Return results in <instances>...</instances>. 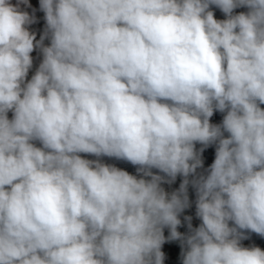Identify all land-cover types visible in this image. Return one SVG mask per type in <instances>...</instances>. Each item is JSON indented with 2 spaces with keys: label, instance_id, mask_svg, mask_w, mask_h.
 <instances>
[{
  "label": "clouds",
  "instance_id": "1",
  "mask_svg": "<svg viewBox=\"0 0 264 264\" xmlns=\"http://www.w3.org/2000/svg\"><path fill=\"white\" fill-rule=\"evenodd\" d=\"M20 4L0 0V264H163L165 227L182 264H264L241 245L264 237V0H40L39 40Z\"/></svg>",
  "mask_w": 264,
  "mask_h": 264
},
{
  "label": "built area",
  "instance_id": "2",
  "mask_svg": "<svg viewBox=\"0 0 264 264\" xmlns=\"http://www.w3.org/2000/svg\"><path fill=\"white\" fill-rule=\"evenodd\" d=\"M210 10L213 11L214 17L217 20H224L226 19L225 14L216 6H211ZM248 9L246 7H239L234 10V14H239L241 12H247ZM262 108H264V105H261ZM225 113H221L219 111H215L213 116L210 118V122L212 124H221L223 117ZM228 133H225V137H227ZM196 149L199 150L201 147H203L201 144L197 143L195 145ZM215 150H216V145L212 144L209 145L208 147L204 148V151L202 153V160H203V166L201 168L197 169V175L203 174L207 175V170L209 169L210 165L214 162L215 159ZM122 170L127 171L129 174L137 176L139 178V174L137 173V166L131 164L130 162L126 161L124 162L122 166ZM152 171L155 174H159L163 176V173H160L159 170L157 169H152ZM193 177H189L191 180ZM147 179H150L147 178ZM167 179V177H166ZM183 181V177L178 175L175 179L174 182L172 183H162L161 187L164 188V190L171 194L173 191H176L179 189L180 184ZM188 197H189V207L186 208L179 216V219L181 220L180 226H178L177 231L183 234V236L187 237L190 234V230L188 227L189 221L185 219V217H191V225L192 228H197L199 225L202 223L201 219L196 215V200H197V195H196V190L195 188L189 184L188 186ZM231 224V222H230ZM163 235L164 236H169L170 235V230L169 228L165 227L163 229ZM245 235L248 237L247 239L241 240V245L246 248H251V247H259L262 250H264V237L252 233V232H245ZM176 244H171V240L168 245L167 252L163 253L164 254V260L163 264H182V241L180 240H175Z\"/></svg>",
  "mask_w": 264,
  "mask_h": 264
},
{
  "label": "rangeland",
  "instance_id": "3",
  "mask_svg": "<svg viewBox=\"0 0 264 264\" xmlns=\"http://www.w3.org/2000/svg\"><path fill=\"white\" fill-rule=\"evenodd\" d=\"M15 1H13L14 4ZM20 8L22 11H26L29 13V15L35 17V22L29 25V31L35 33L36 35V40H39L40 37L43 35L45 28H46V20H45V13L41 10L40 8V0H28V4H20ZM44 44L48 45L50 44V40L45 39ZM32 60L33 64L31 69L29 70L27 74V80H30L31 77L35 74L36 70L38 69L43 57L42 53L40 52L39 49H35L32 53ZM13 116V113L11 111L8 112V118L11 119ZM36 146H40L39 142H35ZM84 158L86 159H91L95 160L97 157L92 156V155H87V154H81ZM102 163L108 164L115 166L117 168H121L125 162V160H120L116 158H110L107 156H103L99 158ZM171 244H176L175 240H171Z\"/></svg>",
  "mask_w": 264,
  "mask_h": 264
},
{
  "label": "water",
  "instance_id": "4",
  "mask_svg": "<svg viewBox=\"0 0 264 264\" xmlns=\"http://www.w3.org/2000/svg\"><path fill=\"white\" fill-rule=\"evenodd\" d=\"M164 237H165V242L161 246V251L163 253L167 252L168 245H169V242H170V240L168 239L169 236H164Z\"/></svg>",
  "mask_w": 264,
  "mask_h": 264
},
{
  "label": "crops",
  "instance_id": "5",
  "mask_svg": "<svg viewBox=\"0 0 264 264\" xmlns=\"http://www.w3.org/2000/svg\"><path fill=\"white\" fill-rule=\"evenodd\" d=\"M13 1H15V2H14V4H16V3H17V0H11V2H12V3H13ZM120 169H122V167H121Z\"/></svg>",
  "mask_w": 264,
  "mask_h": 264
},
{
  "label": "trees",
  "instance_id": "6",
  "mask_svg": "<svg viewBox=\"0 0 264 264\" xmlns=\"http://www.w3.org/2000/svg\"><path fill=\"white\" fill-rule=\"evenodd\" d=\"M182 245V244H181Z\"/></svg>",
  "mask_w": 264,
  "mask_h": 264
}]
</instances>
